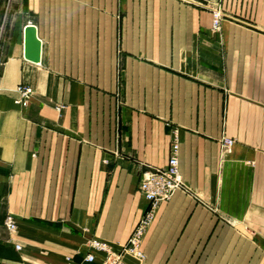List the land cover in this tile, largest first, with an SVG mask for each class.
<instances>
[{
	"label": "crops",
	"instance_id": "obj_1",
	"mask_svg": "<svg viewBox=\"0 0 264 264\" xmlns=\"http://www.w3.org/2000/svg\"><path fill=\"white\" fill-rule=\"evenodd\" d=\"M175 128L187 190L138 258L140 175ZM93 239L126 264H264V0H0V264H107Z\"/></svg>",
	"mask_w": 264,
	"mask_h": 264
},
{
	"label": "built area",
	"instance_id": "obj_2",
	"mask_svg": "<svg viewBox=\"0 0 264 264\" xmlns=\"http://www.w3.org/2000/svg\"><path fill=\"white\" fill-rule=\"evenodd\" d=\"M220 20V12L213 14V26L217 28ZM15 101L26 106L33 95V88L25 84H19L15 87ZM234 140L228 137H221L220 146L222 149L229 150ZM179 139L177 128L173 130L169 145V155L164 167H148L143 170L138 183L139 193L147 200V208L137 221L132 233L125 242L122 251L128 252L138 258H142L143 253L140 249L143 236L154 219L156 210L163 203L169 200L177 190H187L179 171ZM4 225L10 232L17 228L12 216L7 215L4 218ZM94 250H100L105 254V263L107 264H126L120 261V253L113 251L110 245L102 240L93 239L89 243ZM18 247V245H16ZM85 260L92 261L94 255L88 253Z\"/></svg>",
	"mask_w": 264,
	"mask_h": 264
},
{
	"label": "water",
	"instance_id": "obj_3",
	"mask_svg": "<svg viewBox=\"0 0 264 264\" xmlns=\"http://www.w3.org/2000/svg\"><path fill=\"white\" fill-rule=\"evenodd\" d=\"M42 43L37 36L36 26L27 23L24 26V58L38 63L41 60Z\"/></svg>",
	"mask_w": 264,
	"mask_h": 264
},
{
	"label": "rangeland",
	"instance_id": "obj_4",
	"mask_svg": "<svg viewBox=\"0 0 264 264\" xmlns=\"http://www.w3.org/2000/svg\"><path fill=\"white\" fill-rule=\"evenodd\" d=\"M215 11H219L220 12V20H219V24H218V26H217V28L216 27H214L213 26V14H214V12ZM211 12H212V29L213 30H219L220 29V24H221V19H222V17H223V8H222V6L221 5H217V6H215L212 10H211ZM232 139V138H231ZM181 175V174H180ZM182 179V178H181ZM183 190V189H182Z\"/></svg>",
	"mask_w": 264,
	"mask_h": 264
}]
</instances>
